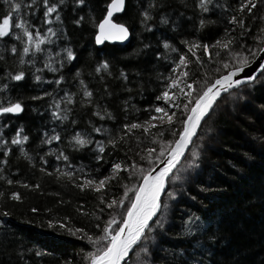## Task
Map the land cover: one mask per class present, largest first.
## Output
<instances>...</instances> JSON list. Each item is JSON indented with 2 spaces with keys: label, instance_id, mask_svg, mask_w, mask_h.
Wrapping results in <instances>:
<instances>
[{
  "label": "trees",
  "instance_id": "obj_1",
  "mask_svg": "<svg viewBox=\"0 0 264 264\" xmlns=\"http://www.w3.org/2000/svg\"><path fill=\"white\" fill-rule=\"evenodd\" d=\"M53 2L58 4L59 21L53 13L48 17L52 23H44L41 0L27 9L26 15L21 13L22 19L33 26L30 30L38 31L44 39L41 52L33 47L23 56L25 64H19L18 59L23 45L12 37L0 39V56L4 57L0 60V100L7 96L23 105V111L18 114H0V264L80 263L84 254L94 250L82 238L84 233L100 235L103 222L113 212L119 222L122 210L108 209L105 205L122 196L123 185L131 187L136 177L129 179L127 173L121 172L118 182H109L99 192L88 187L81 190L77 184L83 183L85 176L98 178L108 174L111 165L117 162L122 166L135 162L147 168L148 164L141 160L144 150L152 147L158 153L159 143L173 139L172 128L179 129L184 119L185 101L178 89L174 102H179L181 108L170 109L176 111L172 128L165 123L162 127H149L147 133L140 128L125 135L122 126L142 123L155 107H161L164 100L156 97L169 90L166 85L169 77L174 78L177 73L172 69L179 55L184 54L188 61L181 69L189 74L187 82L199 81L193 84L194 99L203 85L213 83L230 70L223 68L224 62L230 67L235 63L229 52L214 46L216 40L225 38V30L233 38V52L244 51L240 45L260 47L264 39V0H256V7L250 13L247 0H243L246 7L242 13L238 11L242 0H204L207 12L200 8L201 0H127L126 10L115 19L131 30L130 42L102 47L95 44L96 24L106 14L111 0H85L84 5L76 4L75 0H64V4L49 0L50 4ZM23 3L27 5L31 0ZM149 3L154 7L148 8ZM145 9L152 17L146 25L141 23ZM6 11L7 5L0 0V13ZM81 17L83 20L75 23ZM233 18L242 23H231ZM49 27L56 35L48 33ZM193 41L210 46L208 53L202 48L195 50L200 63L188 52ZM165 44L169 47L165 48ZM12 45L17 47V53L10 51ZM66 48L72 49L74 60L66 59ZM29 60L34 63H27ZM104 62L109 64L108 70L96 72ZM46 64L50 67H45ZM52 68L58 71L53 72ZM21 70L24 71L21 81L6 75ZM37 75L40 80L35 79ZM61 76L64 79L56 83ZM262 81L264 77L259 75L254 84L231 91L218 103L187 159L174 174L179 178L170 181L173 184L170 189L176 195L174 199L164 197L165 229L154 230L152 238L136 246L130 256L132 260L126 264H165V257L180 249L185 250L181 259L189 258L193 241L201 239L200 233L191 237L179 235L182 222L190 215L199 217L201 232L215 233L210 249L202 242L195 251L198 257L203 253L205 264H264ZM85 88L92 92L91 103L83 96ZM46 92L50 95H45ZM66 95L72 97L71 104L62 99ZM53 99L61 101L59 114H67V120L52 115L57 111ZM96 111L100 116L93 115ZM93 127L102 130L93 132ZM18 132L21 138L28 136V140L13 145L11 140ZM77 132L93 142L71 147L70 142L74 144L71 137ZM53 134H59L61 140L44 142ZM116 136L124 139L113 147L108 141ZM153 140L158 143L153 144ZM98 141L104 146L103 153L98 151ZM193 151L198 154L196 157L191 155ZM61 153L68 157L67 161L63 156L57 159ZM97 168L99 172L95 171ZM68 171L73 172L72 178L64 175ZM13 193L20 199H12ZM33 208L37 211L33 212ZM4 212L8 215H2ZM49 221L67 227L49 228ZM68 228L83 232L69 234ZM143 247L147 252L141 250ZM163 249L169 250L168 253ZM37 252L39 256L35 255Z\"/></svg>",
  "mask_w": 264,
  "mask_h": 264
},
{
  "label": "snow or ice",
  "instance_id": "obj_2",
  "mask_svg": "<svg viewBox=\"0 0 264 264\" xmlns=\"http://www.w3.org/2000/svg\"><path fill=\"white\" fill-rule=\"evenodd\" d=\"M44 6L43 18L44 23H52L48 17L51 14H56V20H60V15L58 12V4L53 2L49 3V0H41ZM4 3L8 7V11L0 13V39H5L12 37L15 40L19 41L22 47V54L18 57L19 64H25L26 61L23 59L24 55L29 54L30 50L34 47L36 52H41V45L44 43V39L40 38V33L33 32L30 30L32 25L28 23L26 19H22L21 13L27 14V9L32 8L33 5L37 3V0H31V3L25 5L23 0H4ZM76 4L84 5L85 0H75ZM59 4H64V0H59ZM125 0H111V3L107 5V14L96 24L98 31L95 34V43L102 44L105 41H124L129 36V29L123 23H116L113 21L112 17L114 13L121 12L124 9ZM154 5L149 3L148 8H153ZM245 3L242 2L239 5V12L245 10ZM256 7V0H247V11L250 13L252 9ZM200 8L202 11L207 12V8L204 0L200 2ZM143 19L141 20L142 24H147V21L152 19L149 15L147 9L141 13ZM83 20L81 17L79 20H76L75 23L79 24ZM165 23L167 21H164ZM234 24H241V21H237L235 18L230 21ZM204 21H201L203 24ZM20 29L21 32L17 34L14 30ZM48 33L51 35H56L51 27L47 29ZM181 43H186L181 41ZM233 38L228 36L227 30H225V38L223 40H216L215 47L219 50H224L230 53L231 58L235 61L230 67L228 62L223 63L224 69H230L226 74L218 76L213 83L205 84L202 86V90L196 92V95L193 99V92L195 89L193 87L194 83H199V81H193V83L187 82L188 72L181 71L178 76L175 78L169 77V82L167 83V89L176 88L180 93L183 94V103L182 111L184 113V119L181 121V126L179 129L172 128L173 117L175 112L169 114V112L164 107H155L152 110V114L143 121L140 122H131L123 124V129L125 135L131 132L134 129L143 128L145 133L148 132L149 127H162L165 118L168 121V125L172 128L171 135L173 139L163 141L159 143V152L157 153L155 148L148 147L144 150L145 155L141 156V160L145 161L148 164V167H142L135 162L123 165L119 162L113 163L111 165V171L102 175L101 177L94 178L91 176L83 177V183L77 184L81 190L85 187H88L92 191H101L106 188V185L115 180H120V173L125 172L128 174V178L132 179L133 177L137 178V183L133 184L131 187L129 185H123V194L118 199H111L105 205L108 209H121L119 216V222L117 220V214L113 212L109 215L108 219L103 222V227L101 229V234L93 237L84 233L82 238H86L88 243L93 245L94 250L87 252L85 258L90 261V264H122L125 261V258L128 257L130 250L134 246L140 244L142 241H146L151 237V233L154 230L159 229L163 231L165 229V224L167 223V218L164 212L161 211L162 200L161 197L166 195L169 199H174L176 193L169 188L170 181H175L179 177L172 175L173 169L176 168L177 163L185 155V151L188 149L194 135L196 134L197 128L201 123V120L212 108L213 103L216 101L217 97L220 96L221 91H227L230 88L238 87L244 83L254 84L256 82V76L251 75L245 72V69L250 64V57L255 59L258 54H264V46L257 47L255 49L251 47L245 48L244 45H240L241 48H244V51H232ZM261 44L264 45V41H261ZM147 47V45H145ZM165 48H168L169 45L165 44ZM209 44L204 43L200 44L199 42L193 41L188 45V52L191 53L193 57L196 58V63H200V57L196 55V49L202 48L204 53H208ZM12 53H17L18 49L15 45H12L10 48ZM66 52V59L72 61L75 59V55L71 48L64 49ZM176 51V49H172ZM245 52L247 54H245ZM59 55V53H57ZM219 55V52H217ZM264 59V56L260 57ZM4 57L0 56V60H3ZM51 59V57H49ZM27 63H34V60H29ZM188 61L184 54H180L178 62L175 65V68L172 69L175 72L176 68L186 67ZM63 61L60 62V67L62 68ZM45 67H50L49 64H46ZM261 72L260 75L264 77V64L259 65ZM109 64L107 62L102 63L99 67L95 69L96 72L101 70L107 71ZM39 71V69L37 70ZM51 71L55 72L58 69L52 68ZM219 71V69H216ZM243 74V78H237ZM6 75L12 80L21 81L24 78V71H18L15 75L11 72H7ZM79 75V73H77ZM121 76L127 79L124 76V73L121 72ZM36 80H40L39 75L35 76ZM63 76L60 77V80H57L56 83H59L63 80ZM264 82V81H262ZM83 85V81H81ZM183 85V87H181ZM4 88H7V85H4ZM187 89V92L184 91ZM45 95H50L45 93ZM83 96L88 98L87 102L91 103L92 92L88 91L86 88L83 90ZM32 99H39V97H32ZM68 104H71L72 97L66 95L62 98ZM157 100L163 99L168 109L173 107L180 109L181 104L179 102H174L172 96L166 90L162 93V96H157ZM6 102V106H5ZM53 105L57 111L53 112L52 115L57 119L64 121L68 119L67 114L60 115V103L61 101H56L53 99ZM23 111L22 102L13 100L7 96L3 97L0 100V114H18ZM67 111H71L68 109ZM93 115L100 116V112L96 111ZM101 119L104 117L101 116ZM112 117L109 116V119ZM159 121V124L156 122ZM75 124V120L72 121ZM101 128L93 127V132H101ZM123 136H116L109 139L108 143L113 147L120 141H123ZM28 140V136L20 137L19 132L11 140L13 145L22 144L24 141ZM61 137L59 134H53L47 138L44 142L50 143L51 141H60ZM71 140L74 141V144L70 142V146L73 148H78L91 144L93 141L91 139H86L81 133L77 132L71 137ZM98 151L100 153L104 152V146L102 142H96ZM153 144L158 143L156 140L152 141ZM193 157H196L198 154L193 151L191 154ZM63 156L65 161L68 160L67 156H64L63 153L57 157L60 159ZM100 159L99 156L96 157ZM155 165V167H154ZM43 170V169H42ZM99 172V168L95 170ZM65 176L72 178L73 172L68 171L64 173ZM11 183V181H9ZM131 193V196L129 195ZM2 195V194H0ZM12 199L19 200L20 197L16 194H12ZM127 200V204L125 201ZM101 203H104L101 201ZM33 212L37 210L32 209ZM104 209H101L103 212ZM159 213V216H158ZM2 215L7 216L8 213L4 212ZM154 217L156 218L154 220ZM99 219V217H97ZM199 217L195 215H190L186 220L182 222V232L179 234L183 237H191L196 233H200L201 239L193 241V251L189 258L181 259L184 253V249L173 250L170 254V257H165V264H205L203 253L198 257L195 254L197 248L202 246V242L205 247L208 249L211 248L212 243L215 241V233H203L201 232L200 225L198 223ZM115 225V227H113ZM49 228L59 227L66 228L67 226L64 223L54 224L49 221ZM97 228H100V225H96ZM69 234H74L75 232H83V229H67ZM142 251L147 252V248L143 247ZM164 252L168 253L169 250L163 249ZM211 255V252L208 253ZM35 255L39 256L40 253L37 252ZM67 264V262H66Z\"/></svg>",
  "mask_w": 264,
  "mask_h": 264
},
{
  "label": "water",
  "instance_id": "obj_3",
  "mask_svg": "<svg viewBox=\"0 0 264 264\" xmlns=\"http://www.w3.org/2000/svg\"><path fill=\"white\" fill-rule=\"evenodd\" d=\"M110 3H111V2H110ZM126 5H127V0H125V6H124V9H123L121 12H117V13H114V14H113L112 19H113L114 22H116V23H122V22L117 21V20L115 19V17H117L118 15L122 14V13L126 10ZM106 14H107V12H106ZM106 14H105V15H106ZM123 24H124V23H123ZM125 26L128 27L127 25H125ZM128 29H129V27H128ZM97 31H98V29H97ZM131 38H132V32H131V30L129 29V36H128V38H127L126 40H124V41H105V42H103L102 44H99V45L96 44V45H97L98 47H102V46H104L105 44H119V45H126V44H128V43L130 42ZM261 56H264V54H259L258 57H256L255 60L251 61L250 64H249V66L245 69V72H247V73H249V74H251V75L256 76V79L258 78V76L260 75V72H261V69H260L259 65H260V64H264V59H261V58H260ZM225 74H226V73H225ZM237 78H243V74H240V76L237 77ZM246 84H248V83L241 84V85L238 86V87L230 88V89H228L227 91H221L220 96L217 97L216 101L213 103L212 108H213V107L215 106V104H217V103H218V102H219V101H220L225 95H227L228 93H230V92L233 91L234 89H237V88H239V87H241V86H243V85H246ZM212 108H211V109L209 110V112L205 115V117L208 116V114L210 113V111L212 110ZM205 117H204V118H205ZM204 118L201 120V123H200V125H199L198 128H197L196 134L194 135V137H193V139H192V141H191V143H190L188 149L185 151V155H184V156L180 159V161L177 163L176 168L173 169V173H174V171L177 169V167H178L179 165H181V163H182V162L184 161V159L187 157L188 150L191 149L190 147H192V145H193V143H194V139H195V137L197 138L198 132H199V130H200V128H201V125H202V122H203ZM173 173H172V174H173ZM162 198H163V196L161 197V200H162ZM158 215H159V213H158ZM155 219H156V218L154 217V220H155ZM138 245H139V244H138ZM136 246H137V245H136ZM136 246H134L133 249L130 250L128 257L125 258V261H123L122 264H124L126 261H128L129 257L133 254V252H134Z\"/></svg>",
  "mask_w": 264,
  "mask_h": 264
},
{
  "label": "rangeland",
  "instance_id": "obj_4",
  "mask_svg": "<svg viewBox=\"0 0 264 264\" xmlns=\"http://www.w3.org/2000/svg\"><path fill=\"white\" fill-rule=\"evenodd\" d=\"M95 44H96V43H95ZM96 46H97V45H96ZM97 47H98V46H97ZM252 60H253V59H252ZM252 60H251V61H252ZM251 61H250V62H251ZM175 71L178 73V74L175 73V77H176V76L179 75V73H180L182 70H181V68H176ZM224 74H225V73H224ZM175 77H174V78H175ZM248 84H250V83H248ZM246 85H247V84H246ZM244 86H245V85H244ZM237 89H238V88H237ZM176 90H177L176 88H173V89H169V90H168L169 94L172 96L173 101H175V99H176L177 96H178L177 93H176V92H177ZM234 90H236V89H234ZM185 92H187V91H185ZM228 94H229V93H228ZM228 94H227V95H228ZM249 95H250V94H249ZM225 96H226V95H225ZM220 101H221V100H220ZM220 101H219V102H220ZM219 102H218V103H219ZM218 103L215 104V106L212 108V110L210 111V113L208 114V116H206V117L204 118V120H203V122H202V125H201V128H200V130H199V132H198L197 137L200 135L199 133H200V131L202 130L204 124H205L206 121H207V119H208V118H211L212 115H214V114H213V111H214V109L216 108V106L218 105ZM231 103H232V102H231ZM161 107H164V108L169 112V114H171L172 112H175V113H176L175 110H172V111H171L170 109H168V108H167V105L165 104V102L161 105ZM173 109H174V108H173ZM232 109H233V108H232ZM176 110H178V109H176ZM230 110H231V109H230ZM234 110H235V109H234ZM231 111H232V110H231ZM179 114H180V112H179ZM175 115H176V114H175ZM174 119H175V116L173 117V120H174ZM156 123L159 124V121H157ZM165 123H168V121H167L166 118H165L163 124H165ZM208 131H209V132H212V131L210 130V128H208ZM206 134H207V133H206ZM208 135H209V133H208ZM215 136H216V135H215ZM196 140H197V138L195 137V139H194V143H193L192 147H190L191 149L193 148V146H194ZM215 142H216V141H215ZM207 145L209 146V143H207ZM191 149L188 150L187 156L189 155V152L191 151ZM202 149H203V148H202ZM186 159H187V157L184 159V161H185ZM184 161L181 163V165L184 163ZM181 165H179V166L177 167V169L174 171V173H173L172 175H174V174L178 171V169L180 168ZM136 179H137V178H136ZM136 179L133 180L132 184H134V183L136 182ZM132 184H131V185H132ZM172 186H173V184L171 183V185H170V183H169V188L172 187ZM164 197H166V196L163 195V198H162V204H163V201H164ZM162 209H163V206H162ZM162 209H161V211H163ZM158 216H159V215H158ZM141 243H142V242H141ZM141 243H140V244H141ZM140 244H139V245H140ZM137 246H138V245H137ZM92 247H93V246H92ZM136 248H137V247H135V250H136ZM135 250H134V251H135ZM133 253H134V252H133ZM85 256H86V254H84V256H83V258H82V261H81L80 263L78 262L77 264H86L87 259L85 258ZM131 257H132V256H131ZM131 257H129V260L127 261V263L130 261V258H131ZM131 260H132V258H131ZM125 264H126V263H125ZM129 264H130V263H129Z\"/></svg>",
  "mask_w": 264,
  "mask_h": 264
},
{
  "label": "bare ground",
  "instance_id": "obj_5",
  "mask_svg": "<svg viewBox=\"0 0 264 264\" xmlns=\"http://www.w3.org/2000/svg\"><path fill=\"white\" fill-rule=\"evenodd\" d=\"M263 41H264V39H263ZM262 46H264V45H262ZM258 55H259V54H258ZM257 57H258V56H257ZM255 59H256V58H255ZM255 59H253V60H255ZM253 60H252V61H253ZM126 262H127V261H126ZM126 262H125V263H126ZM125 263H124V264H125Z\"/></svg>",
  "mask_w": 264,
  "mask_h": 264
}]
</instances>
